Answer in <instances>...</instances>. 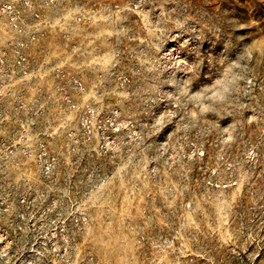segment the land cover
<instances>
[{
    "label": "rangeland",
    "instance_id": "1",
    "mask_svg": "<svg viewBox=\"0 0 264 264\" xmlns=\"http://www.w3.org/2000/svg\"><path fill=\"white\" fill-rule=\"evenodd\" d=\"M0 264H264V0H0Z\"/></svg>",
    "mask_w": 264,
    "mask_h": 264
}]
</instances>
